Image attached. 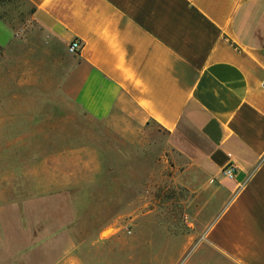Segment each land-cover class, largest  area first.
I'll return each instance as SVG.
<instances>
[{"label": "crops", "instance_id": "0c3cea01", "mask_svg": "<svg viewBox=\"0 0 264 264\" xmlns=\"http://www.w3.org/2000/svg\"><path fill=\"white\" fill-rule=\"evenodd\" d=\"M24 1L34 33L66 58L61 96L133 149L161 140L167 168L208 191L200 241L225 264H264V0ZM8 30L0 22V39ZM91 149L82 163L97 164ZM74 155L51 154V176L72 180ZM17 210L2 206L0 250L34 243L46 264H85L65 223Z\"/></svg>", "mask_w": 264, "mask_h": 264}, {"label": "rangeland", "instance_id": "374dc122", "mask_svg": "<svg viewBox=\"0 0 264 264\" xmlns=\"http://www.w3.org/2000/svg\"><path fill=\"white\" fill-rule=\"evenodd\" d=\"M32 12L24 0H0L9 29L0 39V214L14 204L23 221L65 223L58 231L85 264H225L200 241L209 224L203 180L169 170L161 140L133 149L74 109L60 94L66 58L34 33ZM87 144L97 164L81 162ZM63 150L75 152L72 180L50 174L49 156ZM34 247L0 250V264H46Z\"/></svg>", "mask_w": 264, "mask_h": 264}, {"label": "built area", "instance_id": "2783aa9c", "mask_svg": "<svg viewBox=\"0 0 264 264\" xmlns=\"http://www.w3.org/2000/svg\"><path fill=\"white\" fill-rule=\"evenodd\" d=\"M81 49V42L78 40H73L68 46V52L71 55H76ZM264 85V82H263ZM223 176L228 179H233L235 175V169L233 166H228L223 170Z\"/></svg>", "mask_w": 264, "mask_h": 264}]
</instances>
